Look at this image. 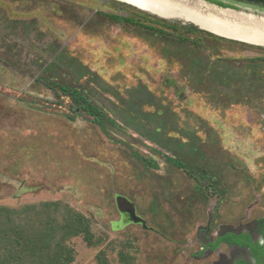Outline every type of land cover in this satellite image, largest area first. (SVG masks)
<instances>
[{
  "label": "rangeland",
  "instance_id": "rangeland-1",
  "mask_svg": "<svg viewBox=\"0 0 264 264\" xmlns=\"http://www.w3.org/2000/svg\"><path fill=\"white\" fill-rule=\"evenodd\" d=\"M192 27L116 0H0V208L49 231L25 264H214L229 252L204 239L264 218V47Z\"/></svg>",
  "mask_w": 264,
  "mask_h": 264
},
{
  "label": "trees",
  "instance_id": "trees-1",
  "mask_svg": "<svg viewBox=\"0 0 264 264\" xmlns=\"http://www.w3.org/2000/svg\"><path fill=\"white\" fill-rule=\"evenodd\" d=\"M219 5L222 7L226 6L223 3H219ZM191 29L194 32L199 31L207 33L206 31H202L195 27H192ZM207 34L214 36L211 33ZM59 88L62 92L69 94L77 101H87L86 97L77 91H73L66 86H60ZM43 206H47V204H43ZM25 212V208H22L20 211L0 208V264H25L28 261L34 263L37 261V263H39V258L45 257V252H48L47 249H49V243L48 240L45 239H47L46 236L49 234V231L45 230L41 234L40 231L25 228V222L22 218V216L25 215ZM84 220V216L73 214L71 225H80L82 227L81 231L84 241L88 245H93L94 234L92 233L90 226L84 223ZM258 232L264 238V220L261 221ZM224 240V238L219 239V243ZM227 240H231L233 243L241 245H250L258 250L260 248L263 250L262 254L264 257V245H259L258 243L253 244L250 236L246 237L243 235L229 234ZM97 260L101 264H107V261L102 254L97 256Z\"/></svg>",
  "mask_w": 264,
  "mask_h": 264
},
{
  "label": "bare ground",
  "instance_id": "bare-ground-1",
  "mask_svg": "<svg viewBox=\"0 0 264 264\" xmlns=\"http://www.w3.org/2000/svg\"><path fill=\"white\" fill-rule=\"evenodd\" d=\"M130 3L166 20L182 19L213 31L228 40L264 47V18L254 14L220 10L199 1L117 0Z\"/></svg>",
  "mask_w": 264,
  "mask_h": 264
},
{
  "label": "flooded vegetation",
  "instance_id": "flooded-vegetation-1",
  "mask_svg": "<svg viewBox=\"0 0 264 264\" xmlns=\"http://www.w3.org/2000/svg\"><path fill=\"white\" fill-rule=\"evenodd\" d=\"M210 4L220 6L219 3L226 5L223 8H233L241 12L243 9L246 13L250 10L254 11L255 15L264 12V1L260 0H203ZM222 7V6H220ZM264 218L255 219L249 222L246 227L242 228V233L236 235L250 236L252 243H258L264 245V238L259 234L258 229L261 221ZM223 231V230H222ZM220 231V232H222ZM229 234L226 233L223 236H217L215 242L211 239H204L202 249L211 253L218 252L221 247H225L229 252V257L222 255L219 261H223L224 264H264L263 250L259 248H253L250 245H241L233 243L231 240H227ZM224 238L223 242L219 243V239ZM218 244V245H217ZM216 246V247H215ZM257 253V254H256ZM216 263V262H215ZM214 263V264H215Z\"/></svg>",
  "mask_w": 264,
  "mask_h": 264
},
{
  "label": "water",
  "instance_id": "water-1",
  "mask_svg": "<svg viewBox=\"0 0 264 264\" xmlns=\"http://www.w3.org/2000/svg\"><path fill=\"white\" fill-rule=\"evenodd\" d=\"M116 1H117V0H116ZM194 1L203 2V3H205V4H208V5H210V6H213V7L217 8V9H220V10H228V11L239 12V11H237V10H234L233 8H223V7H220V6L214 5V4H210V3L205 2V1H203V0H194ZM123 3H124V2H123ZM126 4L131 5V6H133V7H136V8H138V9L141 10V11H144V12H147V13H150V14H153V13L148 12V11H145V10H143V9L137 7V6H134V5L130 4V3H126ZM243 11H244V13H246L244 9H243L241 12H243ZM250 11H252V10H250ZM252 13H254V12H252ZM254 14H255V13H254ZM153 15H155V14H153ZM156 16H157V15H156ZM160 18H161V17H160ZM194 25L197 26L196 24H194ZM197 27H199L200 30L206 31V32L211 33V34H213V35H215V36H218V37H221V38L226 39L225 37H222V36L218 35L217 33L213 32V31L211 32V31H209V30L203 29L201 26H197ZM222 230H223V231H222ZM221 231H222V232H219V233H218L219 236H223V235H225L226 233L240 234V233H242V228H237V227H233V226H224V227H222ZM215 264H224V262L221 260V261H219V262H216Z\"/></svg>",
  "mask_w": 264,
  "mask_h": 264
}]
</instances>
